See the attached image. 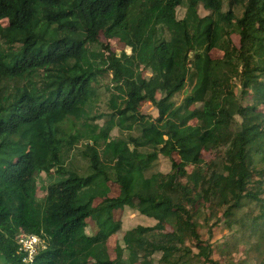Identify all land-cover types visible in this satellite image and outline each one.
I'll return each mask as SVG.
<instances>
[{
  "label": "trees",
  "instance_id": "16d2710c",
  "mask_svg": "<svg viewBox=\"0 0 264 264\" xmlns=\"http://www.w3.org/2000/svg\"><path fill=\"white\" fill-rule=\"evenodd\" d=\"M20 233L31 264H264V0H0L3 264Z\"/></svg>",
  "mask_w": 264,
  "mask_h": 264
},
{
  "label": "rangeland",
  "instance_id": "374dc122",
  "mask_svg": "<svg viewBox=\"0 0 264 264\" xmlns=\"http://www.w3.org/2000/svg\"><path fill=\"white\" fill-rule=\"evenodd\" d=\"M200 13L201 14H205L206 12L203 10V9H200ZM183 14V12H180L178 14V16H181ZM110 48H112V50L114 51V53L116 55H119L121 52H125V53H129V49L127 47H125L123 45L122 42H120L118 39H113L110 41ZM210 56L212 58H220L221 57V53L217 50H213L211 53H210ZM146 77L148 76V72H146L144 74ZM106 80H108L109 78L105 77ZM189 91V88L186 87L185 91L183 93H180V94H177V96L174 98V102L175 103H179L181 102V100L183 99L185 93H188ZM234 92L235 94L239 95L240 94V88L239 86L237 85V87L234 89ZM102 93V97L105 98L107 96H109V94H107L106 92H101ZM250 103V101L248 102V104ZM142 112L144 114H148V115H151V116H155V109L148 103H145L142 107ZM98 125H102V120H100L98 122ZM111 136H117L115 133H111ZM80 146V145H78ZM78 157H76V159L74 160V165L76 164V161L79 163V164H83L81 160L77 159ZM261 176H257L256 178L259 179ZM40 183H37V186L39 187ZM108 187L110 188V192L109 194L111 195H116L117 194V189L112 186L110 183H108ZM44 192L40 191V189H38L37 191V196L38 197H41L43 196ZM119 213L120 212H116V215H115V219H118L119 217ZM135 216V211H129L128 212V217L129 219H132L133 217ZM87 226H86V229H85V232L87 235H90L92 234V231H93V226H92V223L91 221L87 220ZM233 227L230 228V229H227V228H224L222 223H219L215 230H214V235H213V239L212 241H214V244H219V243H224L226 242L227 240H229L231 238V235H232V231H233ZM198 234L199 235H202L203 239L206 238V234L204 232V227H202V229L198 230ZM121 236H122V232L121 231H118L117 233L113 234L112 236H110L106 242V246H107V250H108V254L111 258L114 257V252H115V249H117L118 246L121 245L120 243V240H121ZM250 255V260L249 261H245V259H239L231 264H255L256 261L259 259V256L258 254H256V249H252V252L249 253ZM130 258V259H128ZM3 264L4 262L1 260L0 258V264ZM123 264H148L147 261L145 260H140V259H135L133 257H129L127 255L124 256V259H123Z\"/></svg>",
  "mask_w": 264,
  "mask_h": 264
},
{
  "label": "built area",
  "instance_id": "2783aa9c",
  "mask_svg": "<svg viewBox=\"0 0 264 264\" xmlns=\"http://www.w3.org/2000/svg\"><path fill=\"white\" fill-rule=\"evenodd\" d=\"M18 251L23 255L22 261L31 264L36 254V249L41 245L40 241L33 236L20 234L17 237Z\"/></svg>",
  "mask_w": 264,
  "mask_h": 264
},
{
  "label": "clouds",
  "instance_id": "9594fccd",
  "mask_svg": "<svg viewBox=\"0 0 264 264\" xmlns=\"http://www.w3.org/2000/svg\"><path fill=\"white\" fill-rule=\"evenodd\" d=\"M20 234H26V233H20ZM19 234V235H20ZM19 235H17V237L19 236ZM26 235H29V234H26ZM30 236H33V237H35L36 239H38V241H40V243H41V245L39 246V247H41V246H43V243H42V241L37 237V236H34V235H30ZM17 237H16V243H17ZM17 246H18V244H17ZM39 247H37V249H36V253H37V250L39 249ZM18 248H19V246H18ZM18 248H17V253H19L20 255H22L19 251H18ZM36 255V254H35ZM22 258H23V255H22ZM22 258H21V262H23L22 261ZM34 259V258H33ZM24 263V262H23ZM25 264V263H24Z\"/></svg>",
  "mask_w": 264,
  "mask_h": 264
}]
</instances>
